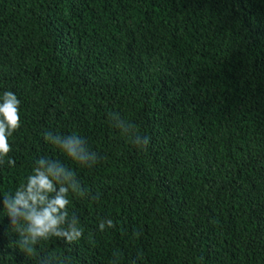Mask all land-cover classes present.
Here are the masks:
<instances>
[{"label": "trees", "instance_id": "obj_1", "mask_svg": "<svg viewBox=\"0 0 264 264\" xmlns=\"http://www.w3.org/2000/svg\"><path fill=\"white\" fill-rule=\"evenodd\" d=\"M20 101L0 166V264H38L3 210L41 156L98 200L69 195L83 237L38 245L67 264H264V0H0V95ZM118 111L149 137L138 151ZM100 156L79 168L43 133ZM116 227L101 232V219ZM117 254V255H114Z\"/></svg>", "mask_w": 264, "mask_h": 264}, {"label": "clouds", "instance_id": "obj_2", "mask_svg": "<svg viewBox=\"0 0 264 264\" xmlns=\"http://www.w3.org/2000/svg\"><path fill=\"white\" fill-rule=\"evenodd\" d=\"M19 105L20 101L13 92L4 91L0 95V166H15V161L8 156L11 151L9 137L20 128ZM108 120L110 126L135 149H147L149 137L141 135L133 122L118 111H110ZM43 138L79 168L91 169L100 160L88 141L75 132L65 135L49 130L43 133ZM70 194L99 199L98 194L91 196L82 186L72 167L47 156L35 161L31 174L13 193L3 194L4 213L9 218L11 230L18 234L16 244L28 258L37 257L38 264H67L66 257L40 253L37 246L42 242L56 238L71 245L83 237L78 215L75 211L69 212ZM115 227L111 218L101 219L98 225L101 232Z\"/></svg>", "mask_w": 264, "mask_h": 264}]
</instances>
